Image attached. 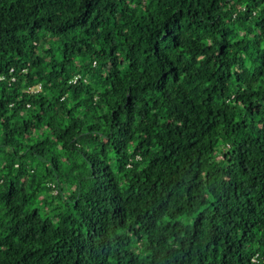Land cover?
<instances>
[{
  "label": "trees",
  "instance_id": "1",
  "mask_svg": "<svg viewBox=\"0 0 264 264\" xmlns=\"http://www.w3.org/2000/svg\"><path fill=\"white\" fill-rule=\"evenodd\" d=\"M264 0H0V264H264Z\"/></svg>",
  "mask_w": 264,
  "mask_h": 264
},
{
  "label": "built area",
  "instance_id": "2",
  "mask_svg": "<svg viewBox=\"0 0 264 264\" xmlns=\"http://www.w3.org/2000/svg\"><path fill=\"white\" fill-rule=\"evenodd\" d=\"M252 261L253 262H256V263H259V262H264V257L256 254L252 257Z\"/></svg>",
  "mask_w": 264,
  "mask_h": 264
}]
</instances>
